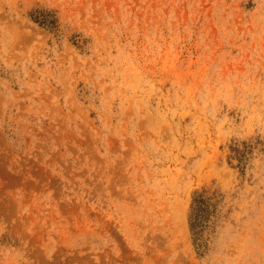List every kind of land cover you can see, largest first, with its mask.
<instances>
[{"label": "rangeland", "instance_id": "obj_1", "mask_svg": "<svg viewBox=\"0 0 264 264\" xmlns=\"http://www.w3.org/2000/svg\"><path fill=\"white\" fill-rule=\"evenodd\" d=\"M0 264H264V0H0Z\"/></svg>", "mask_w": 264, "mask_h": 264}, {"label": "trees", "instance_id": "obj_2", "mask_svg": "<svg viewBox=\"0 0 264 264\" xmlns=\"http://www.w3.org/2000/svg\"><path fill=\"white\" fill-rule=\"evenodd\" d=\"M197 197L201 196L200 194L199 195H196ZM196 196L195 198L193 199V201L195 200L196 203H200L202 202L201 199H196ZM195 210H198V207L197 209L195 208ZM196 217H197V214L195 213V215H193V217H191L190 221H189V227H190V230H193L194 229V226H195V221H196Z\"/></svg>", "mask_w": 264, "mask_h": 264}]
</instances>
